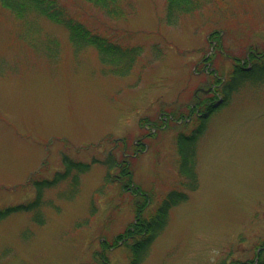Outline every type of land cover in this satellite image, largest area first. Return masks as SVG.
<instances>
[{"label":"rangeland","instance_id":"obj_1","mask_svg":"<svg viewBox=\"0 0 264 264\" xmlns=\"http://www.w3.org/2000/svg\"><path fill=\"white\" fill-rule=\"evenodd\" d=\"M59 2L140 52L127 70L104 62L66 27L32 10L18 17L0 0V208L33 202L34 180L66 170L65 156L91 164L78 185L73 172L43 191L38 219L30 211L0 221V264H129L135 240L123 235L146 199L124 190L121 166L147 196L146 219L186 189L177 137L199 118L198 187L140 264H253L264 243V70L229 99L222 90L235 68L263 67L264 0H206L172 21L166 0H124L119 16ZM213 85L220 103L199 116L192 107Z\"/></svg>","mask_w":264,"mask_h":264},{"label":"trees","instance_id":"obj_2","mask_svg":"<svg viewBox=\"0 0 264 264\" xmlns=\"http://www.w3.org/2000/svg\"><path fill=\"white\" fill-rule=\"evenodd\" d=\"M99 9L106 11L111 16H119L124 10V0H86ZM206 0H166L167 3V18L168 21H172L176 14L192 12L200 9L202 3ZM3 7L11 10L16 16L22 17L30 10L45 16L49 20L66 27L70 33L71 41L77 45H92L95 46L102 56L104 62H116L125 63L126 70L128 66L132 64L134 58L138 52L139 47H127L125 48L120 43L112 42L106 37L96 34L88 28L84 23L71 16L65 7L59 2V0H1ZM123 63V64H124ZM263 67H255L251 72H244L239 68H235L231 78L224 82L222 94L225 95V99H229L231 94L239 88L245 80L252 78L254 74L260 69L264 70V62L261 63ZM216 83V80H215ZM209 106H206L207 104ZM213 96L206 95L202 99L196 100L195 111L208 110L213 111L212 108ZM200 124L191 135L179 134L177 137L178 153L180 156L179 171L184 178L185 190H172L161 201L156 211L148 216L146 219H141L140 216L143 210L147 207V198L144 205L139 206L138 222L134 223L132 227H129L124 237H132L135 243L131 247V254L133 259L129 264H140L142 262L141 256L146 253L147 248L166 228L169 219V213L172 208L180 203L188 200V191H195L198 187V174L196 171V146L197 138L204 132L205 120L199 118ZM186 146V147H185ZM116 163V161H113ZM64 163H66V170L63 172H57L53 179L34 180L33 184L37 191L36 199L29 204H20L16 206H10L0 208V221L6 219L15 212H30L34 211L35 219L41 217L39 208L42 204L43 191L46 188L54 187L61 182L68 180L73 172L72 183L78 185L80 183V175L87 172L90 169L91 164L84 162H76L69 157H64ZM115 166V164H114ZM118 167V165L116 164ZM122 180L126 188L131 187L133 184L132 173L129 171L128 165L121 166ZM188 190V191H187ZM133 191L137 194L142 192L140 188H133ZM121 237V236H120ZM108 247V245H107ZM106 247V248H107ZM110 247V246H109ZM135 255V258H134ZM253 264H264V243H262L260 250L256 256ZM102 263H105L103 261ZM248 264V263H240Z\"/></svg>","mask_w":264,"mask_h":264},{"label":"flooded vegetation","instance_id":"obj_3","mask_svg":"<svg viewBox=\"0 0 264 264\" xmlns=\"http://www.w3.org/2000/svg\"><path fill=\"white\" fill-rule=\"evenodd\" d=\"M242 63H244V61H243ZM242 69H245V68H242ZM245 70H250V68H246ZM211 90H212V89H211ZM209 93H211V92H210V91L206 92V94H209ZM209 105H210V104L208 103L206 106H209ZM194 107H195V106L193 105L192 108L194 109Z\"/></svg>","mask_w":264,"mask_h":264}]
</instances>
